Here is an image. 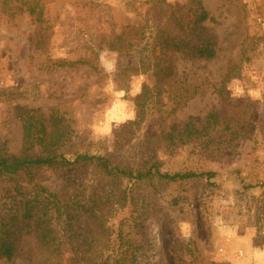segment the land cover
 Segmentation results:
<instances>
[{"label": "rangeland", "instance_id": "rangeland-1", "mask_svg": "<svg viewBox=\"0 0 264 264\" xmlns=\"http://www.w3.org/2000/svg\"><path fill=\"white\" fill-rule=\"evenodd\" d=\"M32 1L8 0L14 8H3L0 0L1 156L31 155L23 112L34 110L39 127L57 133L51 149L66 158L216 175L135 181L94 164L0 173V213L44 187L77 204L78 232L99 234V221L80 213L95 208L105 229L152 264H264V0H202L216 57L175 55L167 77L155 65L172 55L153 38L173 30L166 14L186 15L193 0H37L40 23L25 12ZM210 114L217 124L196 123L194 140L178 145L173 127ZM0 264H35L33 240L24 237Z\"/></svg>", "mask_w": 264, "mask_h": 264}, {"label": "trees", "instance_id": "trees-1", "mask_svg": "<svg viewBox=\"0 0 264 264\" xmlns=\"http://www.w3.org/2000/svg\"><path fill=\"white\" fill-rule=\"evenodd\" d=\"M3 1V8H14L11 2ZM146 3L162 4V0H149ZM39 2L34 0L25 8V12L35 20L41 22V9ZM172 8V7H169ZM175 11L166 14V19L173 25V30L167 34L156 33L153 38L164 54L172 56L165 61L157 58L156 67L164 77L172 74L173 56L182 55L193 60L211 61L216 57V41L204 25L210 20L208 12L204 9L202 0L191 1L186 15L177 16ZM176 14V15H175ZM168 31V30H167ZM162 54V53H161ZM161 64L163 66L161 67ZM73 63L60 61L58 66L68 67ZM157 74V73H156ZM178 102V101H177ZM176 104L178 105L179 103ZM37 111H24L23 119V145L31 155L15 156L0 155V173L5 175H18L29 170L58 169L78 165H97L110 177H122L129 180L142 181L157 177L167 182H183L199 178L212 180L215 178L213 172H185L176 173L172 176L161 175L158 167L153 164L148 169L140 172L127 171L112 166L106 158L77 155L73 159L64 157L51 149L54 145L52 140L56 131L49 130L44 124L40 125L41 117ZM141 112V120L143 119ZM43 121V120H42ZM210 121L217 124V115L210 114L203 120L189 118L180 127H173L172 132L177 136L178 145L193 141L198 130L196 123ZM206 129V127L204 128ZM203 129V130H204ZM46 135L49 143H46ZM54 138V139H55ZM174 134H170L167 141L173 142ZM45 143V144H44ZM38 149V153H36ZM75 202H65L44 187H38L34 194L27 197L21 196L14 206V211L0 213V261L10 262L20 249L21 241L29 236L34 242L35 264H152L150 257L141 254V248H132L128 241H123L120 232L116 237L111 231L105 229L103 216L97 209H84L80 213L88 215V219L98 220L96 230L98 235L86 232L84 234L77 230V216L73 215ZM63 210V214L60 210ZM72 210V211H71ZM82 215V216H83ZM63 218V229H57L58 220ZM55 222V223H54ZM94 225L88 224V227ZM86 231V229H83ZM99 239H96V237ZM81 249L87 250L80 252ZM93 250V251H91Z\"/></svg>", "mask_w": 264, "mask_h": 264}]
</instances>
